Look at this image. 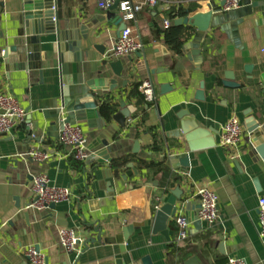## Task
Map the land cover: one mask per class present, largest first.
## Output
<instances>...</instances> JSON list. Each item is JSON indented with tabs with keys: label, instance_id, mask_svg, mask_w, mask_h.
<instances>
[{
	"label": "crops",
	"instance_id": "obj_1",
	"mask_svg": "<svg viewBox=\"0 0 264 264\" xmlns=\"http://www.w3.org/2000/svg\"><path fill=\"white\" fill-rule=\"evenodd\" d=\"M191 2L165 0L154 8H145L132 24L142 49L131 56L109 60L123 23L119 8L100 10L97 0H56L60 30L66 29L71 19L90 25L87 41H82L77 61L69 62L65 78L72 87L89 80L115 79V90L92 93L96 111L106 100L123 102L124 109H134L123 128L113 119L106 122L100 115L75 119L88 151L94 143L103 141L111 150V160L135 155L144 161H164L158 168L141 172L132 165L128 169L132 174L126 180L122 179L125 173L116 178L107 162H96L98 167L87 186L86 175L70 168L69 158L64 157L66 151L57 141L59 126L52 102L59 98L60 82L57 58L51 54L54 36L41 40V75L37 70H23L21 63L11 60L22 47L23 0H0V94L15 97L26 116L12 135L0 138V264H28L21 251L32 246L45 256L46 264H64L67 260L73 263L77 259L78 264H113L117 259L123 264H142L143 258H148L150 264H228L230 257L243 259L247 264H264L257 214L258 199L264 198V167L250 155L244 125L252 116L264 126V0H241L240 24L232 29L231 23H226L222 30H215L200 46V60L192 55L193 51L188 52L189 56L183 52L195 29L179 55L165 45L160 34L174 26L169 13L181 12L183 15L175 19L184 18L182 9ZM164 21H169L167 27ZM13 47L18 49L15 54L10 52ZM5 51L7 59L3 57ZM112 61L121 62V78H115L109 69ZM226 74L233 76L239 88L222 86ZM123 81H127L125 87ZM144 81L154 88L153 104L128 98L131 88ZM201 83L204 99L197 101L195 96ZM118 109H122L120 105ZM183 111L188 115L179 119L177 116ZM233 117L244 131L236 159H231V151L219 146L222 127ZM128 120L135 124L127 126ZM183 122L215 130L216 146L187 153ZM149 128L163 143V151L150 150L153 138L147 132ZM28 131L31 140L27 139ZM137 141L141 145L138 153L133 154ZM35 150L46 151L49 159L36 163L28 157ZM178 153H186L188 158L184 173L165 165L166 154L168 157ZM86 170L89 172L88 167ZM39 174L45 175L51 186L68 188L75 199L41 211L26 209L32 200L31 180ZM165 174L168 177L164 180ZM175 177L180 181L171 190L179 187L184 193L183 202L195 206V195L201 188L210 189L218 199L217 222L213 226L202 223L200 229L189 219L194 208L185 210V203L177 204V214L192 222L183 242H177L175 217L168 225V241L151 232L156 209L169 197V192L163 194V188ZM127 225H136L133 236L119 245L114 239ZM61 229L78 232L83 241L78 256L66 254L59 246ZM94 230L101 232V242L85 247L86 239L97 236ZM171 243L183 252L170 255Z\"/></svg>",
	"mask_w": 264,
	"mask_h": 264
},
{
	"label": "water",
	"instance_id": "obj_2",
	"mask_svg": "<svg viewBox=\"0 0 264 264\" xmlns=\"http://www.w3.org/2000/svg\"><path fill=\"white\" fill-rule=\"evenodd\" d=\"M186 1V0H176ZM192 1V0H191ZM196 1V0H195ZM191 2V4L183 8L182 11L185 14L184 18L175 19L174 26H184L191 29H195L194 35L191 40L186 42L183 47V52L188 56L189 51H193L192 55L200 60L201 52L200 46L205 42L207 38L212 35L215 30H222V25L231 23L232 29H235L240 24L241 16L239 10L223 13V3L219 0H198L197 2ZM118 3L110 8V11L116 10ZM23 37L21 41L20 52L11 59L21 63L23 70L32 69L42 72V66L40 64V51L41 40L48 36H54V43L51 44V54L57 58V71L60 82L59 98L52 102V108L55 110L56 125L59 126L60 120L64 118L66 124H76L75 119H83L84 117H90L92 115H99L96 111V102L92 93L95 91H113L117 88V82L115 79H98L89 80L83 83L82 86L72 87L70 80L65 78V75L69 72L70 61H77V56L81 53L82 41H87L88 29L90 25L81 24L78 19H71L67 23V28L60 30L57 14L56 0H23ZM121 22V19H118ZM125 24L122 23L119 29V33L123 31ZM98 50V47H94ZM18 49L13 47L10 49L11 53H17ZM5 59L8 58V54L5 51ZM51 62L50 58L47 60ZM115 78H121L122 64L119 61H112L108 64ZM264 80V75L262 76ZM77 82V80H76ZM127 81H123L122 85L125 87ZM73 85H75L73 83ZM71 86V87H70ZM222 86L228 89H237L240 84L234 82L233 76L230 74L225 75V79L222 81ZM203 83L200 84L199 91L196 93L195 100L202 101L203 98ZM122 108L117 115L113 116V121L120 127H124V122L129 119L134 112V109H124V103H119ZM188 115L187 112H180L178 118L181 119ZM246 116L250 115V111L245 113ZM246 131L248 133L247 143L250 147V155L256 160V163L263 165L264 167V126H261L256 120L249 116L244 122ZM182 132L184 134V140L187 146V153H192L200 150H206L214 148L216 146L215 137L217 132L211 128L200 129L192 122L182 123ZM27 139L31 140V134L28 131ZM141 141L134 143L132 153L137 154ZM89 151H93L92 157L87 161L88 164L97 162L99 164L109 163L110 148L106 142L97 141L90 148ZM165 165L175 171L184 173L188 167V158L186 153H178L175 155H165ZM132 169V165L128 166ZM131 171L125 173L122 176L123 180H126L131 176ZM256 184V181H255ZM257 185V184H256ZM183 191L176 187L169 191V197L166 202L156 209L153 223H152V235L160 234L167 241L169 240L168 225L170 219L177 214V204L185 203ZM29 205V204H28ZM27 205V206H28ZM26 206V207H27ZM53 206V205H52ZM51 206V207H52ZM185 210H191L194 208V213L189 215V219L193 222L196 229H200L202 223L197 220V212L199 210V203L196 202L195 206L192 203L186 202L184 204ZM136 225H127L122 228L121 234L115 237L114 242L119 245L126 243L134 233ZM97 236L88 238L84 241V246L87 244L101 242V232L94 230ZM87 236V233H85ZM109 242V241H105ZM79 259L73 263L67 260L64 264H78ZM193 263V262H192ZM113 264H123L121 260H115ZM142 264H150L148 258L142 259Z\"/></svg>",
	"mask_w": 264,
	"mask_h": 264
},
{
	"label": "built area",
	"instance_id": "obj_3",
	"mask_svg": "<svg viewBox=\"0 0 264 264\" xmlns=\"http://www.w3.org/2000/svg\"><path fill=\"white\" fill-rule=\"evenodd\" d=\"M165 0H97V6L100 10H109L118 3V8L122 14V20L125 28L120 32L119 37L107 59L113 60L121 57L131 56L142 49V45L137 41L133 34L132 24L136 23L137 15L145 8H154ZM195 1V0H192ZM223 3L222 13H228L241 8V0H219ZM169 21H164L167 27ZM139 94L147 104H153L155 101V92L149 81H144L138 87ZM25 112L19 106L17 99L8 94H0V138L10 136L18 125L25 122ZM135 124L134 120H128L127 126ZM244 131L237 118L229 119L219 134V146L232 152L231 159L237 158V149L242 141ZM58 144L66 151V158H72L75 161L88 165L87 161L93 153H89L81 128L76 124L64 123V118L60 120L58 131ZM28 157L36 163H43L49 159V154L43 150H35L28 154ZM30 190L32 200L26 209L41 211L52 205L71 202L75 199L68 188H59L51 186L47 177L43 174L34 176L31 180ZM196 199L199 203L197 220L209 226L215 225L218 220L216 194L208 188H201L196 192ZM258 214V237L264 244V198L260 197L257 203ZM175 225L177 228V242L186 241L192 222L183 214H176ZM59 246L66 254L78 256L81 253L83 241L78 232L74 229H61L58 232ZM21 255L27 260L28 264H46L45 256L36 248L29 247L21 251ZM228 264H247L245 260L230 257Z\"/></svg>",
	"mask_w": 264,
	"mask_h": 264
},
{
	"label": "trees",
	"instance_id": "obj_4",
	"mask_svg": "<svg viewBox=\"0 0 264 264\" xmlns=\"http://www.w3.org/2000/svg\"><path fill=\"white\" fill-rule=\"evenodd\" d=\"M175 11H171L169 13V18L172 20H175L178 16L183 15V13ZM193 29L191 28H184L182 26H169L168 28L160 31V34L163 37V41L165 45L175 54L179 55L181 54L182 47L186 40L192 35ZM140 84H135L129 93L128 98H135L138 100V102L143 101V97L138 92V87ZM119 103H113L111 100H106L102 102L98 106V114L106 121L109 122L113 116L118 112ZM147 132H150L153 138V143L150 147V150L153 152H161L163 151V143L157 138V135L154 133L152 128L147 129ZM165 158V156H164ZM164 161H161L159 163L154 161H144L141 159H137L135 155L131 156H123L120 158L112 159L108 163L109 169L113 172V175L116 178H119L123 173L128 172V166L134 165L137 169V171L141 172L144 170H151L160 167L163 165ZM69 165L72 170H75L79 173H83L86 175V184L87 186L92 181V173L93 171L98 167V164L96 162H93L87 166L85 164L75 161L72 158H69ZM86 167H88L89 172H87ZM133 168V166H132ZM168 177V175H164L163 179L165 180ZM172 183L167 184L163 188V194H167L171 188L173 187L174 183H179L180 179L179 177H175L172 179ZM85 231L87 230L86 227H84ZM168 251L170 255H175L177 253L183 252L182 249L177 248L175 244L171 243L168 245Z\"/></svg>",
	"mask_w": 264,
	"mask_h": 264
}]
</instances>
